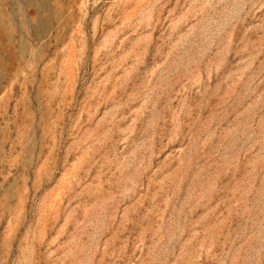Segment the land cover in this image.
<instances>
[{
	"label": "rangeland",
	"instance_id": "1",
	"mask_svg": "<svg viewBox=\"0 0 264 264\" xmlns=\"http://www.w3.org/2000/svg\"><path fill=\"white\" fill-rule=\"evenodd\" d=\"M0 264H264V0H0Z\"/></svg>",
	"mask_w": 264,
	"mask_h": 264
}]
</instances>
